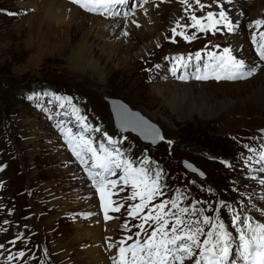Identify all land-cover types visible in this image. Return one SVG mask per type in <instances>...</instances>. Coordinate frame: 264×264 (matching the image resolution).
I'll return each mask as SVG.
<instances>
[{
	"label": "rangeland",
	"instance_id": "1",
	"mask_svg": "<svg viewBox=\"0 0 264 264\" xmlns=\"http://www.w3.org/2000/svg\"><path fill=\"white\" fill-rule=\"evenodd\" d=\"M131 1L133 11L140 8L139 4ZM202 1L206 5L210 3V0ZM34 2L35 0H0V225L6 227L0 234V245H3V248H0V264H94L92 258L88 256L90 262L85 255L86 245L91 239L86 243L79 242L74 222L88 216L85 213L73 215L81 211L80 207L59 210L52 207L57 201H49V196L55 199L59 197L53 193L54 181L62 186L66 198L79 197L81 207L82 205L86 207V196L89 198L92 191L95 192L92 182L87 179V174L68 150L63 136L56 127L58 122H63L73 133L81 131L79 122L71 114L73 105L80 110L79 115L85 117V122L91 126L84 135L93 141L94 147L98 149L102 142L106 147H111L104 139L106 134L118 142L114 147H118L124 157L132 161L134 167L140 166L143 162L153 174L157 168L162 170L160 183L163 185L161 189L163 195L150 202L149 206L162 200H170L174 196L182 197L178 200L181 207H191L193 201H198L197 209L202 207L205 214L211 217L219 216L231 233L234 231L231 226L232 211L251 215L256 221L264 222L262 214L264 210L260 206L257 207L253 184L247 178V172L243 167L245 163H242L243 158L252 155L245 146L259 150L264 144V136L259 131L264 129V126L255 128L253 124L244 121L245 124L239 122L240 124H237L239 126L223 130L224 119H220L233 111L232 108L244 106L247 101L233 93L221 95L220 99L213 102L220 100L229 104L224 106V110L214 119L205 121L206 118L187 114L186 109L170 105L172 93L164 95L157 93V85L167 86L169 83H183L186 80H178L173 75L171 79L154 81L155 76H152L151 72L157 71L154 66L164 62L166 60L164 58L173 53L179 55L201 50L206 43L196 41L186 45L176 39V43L170 41L167 44L168 39L165 37H171V29L176 26L175 21L180 20L182 23L185 14V8L179 0H148L146 3L148 5L144 7L147 11L144 9L140 11L146 22L144 25L138 23L140 27L133 24L138 31L146 27L151 30L156 27L159 30V34L147 38V42L135 41L129 34L126 36L121 34L123 33L120 29L121 24L116 22L120 30V39L130 47L128 54L130 57L128 56V61L122 63L110 61L99 51L98 47L102 43H96L97 52L89 59L97 62L103 69L100 77L95 76L91 66H87L85 72L80 75L72 72L67 61L69 50H66L61 42L49 39L51 33L45 30L41 32L42 19L29 7ZM258 2H261L258 5L263 10L262 14L248 12L243 17L241 26L248 36L249 53L246 57H249V60L255 57L256 50L251 42V32L256 30L249 29L248 25L256 19L264 18V0ZM161 7H163L160 10L161 17H155L148 22L146 15L151 11H158ZM206 9L218 11L215 5ZM226 10L229 11L228 7ZM133 11H130V14ZM115 18L127 19L122 15ZM99 19L114 23L102 16ZM187 22L186 19L185 23ZM230 36L224 39L221 47L233 45L232 35ZM216 38L222 40L221 36L216 35L209 41L211 44L207 42L209 46L215 43ZM144 44L151 48L149 50L155 51L152 53L143 51L141 48ZM254 77L256 76L249 80ZM192 80L191 82L206 84L209 92L220 94L223 90H230L237 85L236 83L218 86L222 82L217 84L214 79ZM255 83L257 84V81L251 82L247 87L252 88ZM30 96L32 99H29ZM57 96L70 97L71 104L58 101ZM106 98L121 100L132 110L138 111L161 129L164 139L151 147L130 132L123 134L117 132ZM248 101L257 107L251 96L248 97ZM23 120L32 122L36 134L28 132L32 135V141L40 143L24 144L27 140L25 134L27 130L23 129L25 125L21 123ZM41 125L42 131L45 132L39 131ZM45 125L57 136L58 142L65 146L77 166L82 169L83 174L79 168H75L82 174V179L84 175L88 180L87 185L81 184L67 171L68 166L63 163L55 142L49 139ZM95 128H99L100 132L92 130ZM235 131L236 134L232 135ZM147 145L149 149L145 150ZM183 160L194 164L205 174L206 179H200L196 174L188 172L182 165ZM118 174L112 178H118ZM247 181L250 191L240 196L234 186L240 183L247 185ZM121 187L124 186L118 184L117 188L112 190L111 198L114 205L120 204L127 194L129 186L125 187L123 193L119 191ZM96 195L98 203L92 200L90 208L93 205L99 206V194ZM222 201L231 205L232 210L230 211L228 207L221 210ZM128 206L129 204L124 205L123 214ZM168 207L170 205H167L166 209ZM54 209L59 212L54 214ZM144 211L146 213L147 208ZM109 215L112 220L106 222V237H110L111 242L115 244L119 239L130 235L133 240L126 241V244L132 243L136 239L135 232L139 231L136 227L138 223H131L133 217L120 215L118 212H110ZM125 224L127 229L124 228ZM150 232L151 229L148 234ZM143 235L142 233L141 238ZM14 239L18 242L9 243ZM100 248L108 262L116 255V247L108 250L105 240L100 243ZM19 251H23L25 256L17 258L16 253ZM9 255L13 259L9 260ZM186 264H191V261H186Z\"/></svg>",
	"mask_w": 264,
	"mask_h": 264
},
{
	"label": "snow or ice",
	"instance_id": "2",
	"mask_svg": "<svg viewBox=\"0 0 264 264\" xmlns=\"http://www.w3.org/2000/svg\"><path fill=\"white\" fill-rule=\"evenodd\" d=\"M138 2L146 12L144 5L148 0H138ZM179 2L185 6L188 22L175 21L176 26L171 29V37H165L172 43L176 42L177 36L185 42H191L197 38V33L213 36L217 33L234 35L240 27L238 17L231 16L226 10V6L232 5L234 0H210L208 5L201 0H191V2L179 0ZM69 3L84 12L102 17L123 15L128 18L130 15L129 11L122 13L118 11V8L128 5V0H69ZM193 5L201 10L215 5L218 11L209 10L204 15L197 16ZM134 14L133 11L131 15ZM132 23L140 27L135 20ZM261 26H264V19H256L248 25L249 29H260ZM189 28L195 31L188 34ZM122 34L128 35L126 31ZM251 42L260 60L264 61V31L251 32ZM209 44H205L203 49L195 53H189L187 57L183 54L166 56L164 59L171 61L172 66L169 71L172 75L178 80H188L190 76L187 70L190 66L194 67V71L190 74L191 78L200 81L208 79L235 81L247 79L256 73V66H251L244 59L238 58L231 45L221 47L220 44H212L209 49ZM193 60L196 62L194 65ZM155 67L158 69L160 65ZM29 99L32 97L30 96ZM56 99L71 104L70 97L57 96ZM79 112L80 110L73 105L71 114L79 122L80 132L73 133L72 129L65 127L63 122H58L56 127L63 136L68 150L87 174V179L92 182L95 192L99 194V208L103 213L104 221L112 219L110 212H119L122 207L120 204L114 205L111 198L112 190L116 189L118 184L124 186L119 189L120 192H123L126 186H131L128 199L135 201L139 198V203L128 206V216L137 217L147 208V214L139 216L140 223L136 225L139 231L135 232L136 239L132 243L126 244V241L133 240L130 235L119 239L115 244L111 242L110 237H105L107 249L111 250L113 247L117 249L116 255L111 258L112 264H186V261H191V264H264V222L254 221L251 215L232 211L231 225L235 228L237 234L235 239L238 241L233 256L232 233L219 216L211 217L205 214L202 207L197 209L198 201H193L191 207H181L178 200L182 197L174 196L170 200H162L149 206L150 202L163 195L161 191L163 185L160 183L162 170L157 168L153 174L143 162L140 166L134 167L132 161L124 157L118 147H114L118 142L106 134L104 139L111 147H106L103 142L99 144L98 149L94 147L93 141L84 135L91 126L85 122V117L79 115ZM120 114L125 123L141 129L145 138L164 139L158 130L136 114L123 109L122 106ZM92 130L100 132L99 128ZM259 131L264 134V129ZM245 147L253 154L248 156V161L259 166L249 167L248 172L264 173V144L259 150ZM117 173H119L118 178L113 179L112 177L117 176ZM249 178L258 179L253 176ZM259 183L264 185V178H260ZM220 203L221 210L223 207L232 210L231 205L223 201ZM167 205L170 207L166 209ZM91 214L85 213L86 216ZM146 224L151 228L150 234L145 228ZM124 228L127 229V224ZM142 233L143 238H141ZM9 243L14 244L15 241ZM0 248H3V245H0ZM24 256L23 251L16 253L17 258ZM8 259L11 260L13 257L9 255Z\"/></svg>",
	"mask_w": 264,
	"mask_h": 264
},
{
	"label": "bare ground",
	"instance_id": "3",
	"mask_svg": "<svg viewBox=\"0 0 264 264\" xmlns=\"http://www.w3.org/2000/svg\"><path fill=\"white\" fill-rule=\"evenodd\" d=\"M133 1L137 5L139 4L138 0H133ZM258 1L260 0H234L232 5L226 6L228 7L229 13L233 17H238V21L240 25L238 31L234 35H232V38L234 41L232 46L234 48L235 54L237 56H241L247 64L251 66H256L257 71L253 75L256 77H254L251 80H249L251 77L247 79L238 80L242 82H236V80L235 81H227V80L216 81L215 80L217 84L222 82V84H219L218 86H222V85L229 86L231 84L234 85L236 83L237 85L231 87L232 89L230 90H223L222 94L213 93V91L212 92L208 91V89L206 88L207 86L206 84L191 82L192 78L190 74L194 71V67L190 66L187 70L190 78L186 80V82L169 83V85L167 86L157 85L158 87L157 93H159L160 95H164L166 93L167 94L172 93L173 95L169 102L170 105H175L177 107L186 109L185 112L187 114L197 115V116H200L201 118L202 117L206 118L205 121L214 119L215 116H217L219 113H221L224 110L223 107L229 104V102L227 103L226 101H220V100L216 102H213V101L218 98L220 99L221 95H225V94L228 95L229 93L230 94L233 93V94H236L237 97L239 96L240 98H243V101H247V103H245L244 106L238 105L237 107L232 108L233 111H230L229 113H226V115L220 117V119H224L223 124H222V129L225 130V128L226 129L232 128L240 123L245 124V122L253 124L255 128L264 126V61L260 60L256 52H255L254 58H251L249 60V57H246V54L249 53L248 36L246 35L245 29L241 28V26L243 25L242 24L243 17L248 12H254L255 14H259V15L262 14L263 10H261L260 6L258 5L261 2H258ZM189 2H191V0H189ZM201 2L203 3L202 0ZM131 3L132 1L128 0V5L122 8H118V11H120L121 13L123 11H129V12L133 11V9L131 8L132 7ZM147 5L148 4H145L144 7ZM29 7L33 9V12L35 13V15H39L42 19L41 32L43 33V31L45 30L48 33H51V36H48L49 39H51L52 41L54 40L55 42H61L65 46L66 50H69L67 61L70 64V69L72 70V72L78 73L79 75L85 72L87 66L88 67L91 66L93 68V70L95 71V76L100 77V75H102L103 69L100 67V65L94 60L91 59L93 61L92 62L89 59L93 57V54H95V52H97L95 45L96 43H99V42L102 43V45L98 47L99 51H101L102 54H105L110 61H118L119 63H122L126 60L128 61L129 59L128 56L130 57V55H128L130 51V47L125 45L123 40L120 39V36H119L120 30L116 22L121 24L120 26L121 31L123 32L126 31L132 37L133 40L135 41L138 40V41H141L142 43L147 42L146 40L147 38H151L159 32V30L156 27H154L153 30H151L149 27H146L145 29H142L140 31L135 29L132 23L133 20H135L137 23H141L142 25H144V23L146 22L145 18H143V13L140 12L142 10L141 7L134 11L135 13L134 15L130 14L129 19L127 18V19L121 20L120 18H115V17H112V18L104 17L108 20L114 21V23L110 21L104 22L100 20L99 19L100 16H97V15L90 16L87 14V12H84L82 9H79L77 6L72 5L69 2H66L63 0H35V2L30 4ZM163 7H166V6H163ZM163 7H161L158 11L149 12L146 15L148 16V19H149L148 22H150L155 17H161L160 14L162 13V11L160 10H162ZM193 9L197 16L204 15L207 11H209L206 8L201 10L195 5H193ZM35 15L33 16L34 18H35ZM186 19H187V16L184 14L182 23H185ZM252 30H256L257 32L263 31L264 26H261L260 29L252 28ZM187 31H188V34H191L195 30L189 28ZM216 35L221 36L222 40H220L219 38H216L214 44H220V45L224 43V39L227 36H230L228 34L221 35L220 33H217ZM213 38L214 36L211 34L205 35L203 33H197V38L192 40L191 42H185L179 36L175 37V40L178 39L180 41H183L186 45L196 42V41L198 43L203 41V42H206L205 44H208L207 42L211 41ZM129 40L131 41V38ZM170 41L171 40L168 39L167 44H169ZM148 44L150 43L148 42ZM141 49L143 51H149V53H152L155 51V50H149L151 48L146 44H144ZM157 49H159V47ZM209 49H211V46H209ZM123 52H124V55H123ZM190 53H195V52H190ZM173 54L171 56H174ZM180 54H183L185 57H187L189 52H184ZM171 56L169 55L168 57H171ZM202 56H203V52H202ZM192 63L194 65L196 63L195 60H193ZM158 65H160V68H158L156 72L151 71L152 76H155L154 81H158L163 78H165L166 80L171 79V77L173 76L171 71H169V69L172 66L171 61L165 60L164 62ZM147 76L149 75L147 74ZM256 81H257V84L255 83L254 87L252 86H251L252 88L247 87L248 84H250L251 82H256ZM208 85L217 86L216 84H208ZM239 88H244V89H239ZM249 96H251L252 99L255 101L257 107L254 105V103H251L248 101ZM246 117L250 119L246 120L245 119ZM21 123L25 124L23 125L24 131L27 130L25 132L27 140L25 141L24 144L25 145L27 144L35 145V144L40 143V141H37V142L32 141V135L28 132V131H31L35 133V129H33L32 122L23 120ZM46 126L47 125H45V128H47L46 131L48 132L50 136L49 139L55 142L54 143L56 144L55 147L58 149L59 154H61L63 163L68 166L67 171L71 173V176L73 178H76L77 181H80L81 184L84 183L85 185H87L89 182L85 178L84 175H83L84 178L82 179V174H83L82 169L77 166L75 161L72 159L73 157L69 155L65 146L61 144L60 142H58L57 136L51 133V129ZM42 127L43 126L41 125L40 126L41 130L39 131L45 132V131H42ZM234 134H236V131L232 135ZM247 158L248 157L242 159V163L244 162L246 164V165L244 164L243 167L245 168L247 172L248 180L253 184V191L256 193L255 195L256 203L263 204V205L257 204V207L260 206V208L264 210V185H261L259 183V179L264 178V173H257V172L249 173L248 172L249 167H259V166L253 165L252 162L248 161ZM76 167L81 170L82 174L78 170H75ZM250 176L258 177V179H250L249 178ZM53 186L55 187V190L53 193L58 194L59 197L58 199H55L53 196H49V201L51 202H53V200L57 201L55 202V205H53L52 207L59 209V210L61 208L72 209L74 207H80L81 211L73 214L74 216L84 215V213H87V212L92 213L91 215H87L88 217L86 219H82L80 221L76 219L74 221L75 227H77V230H78L77 238H79L80 240L79 242L86 243L87 241L91 239V242L87 244L85 248L86 258L91 262V259H90L91 257L92 260L94 261V264H112V260L108 262L106 260L105 254L101 252V248H100V243H102L105 240V237L107 236V231H106L107 224L103 219V213L100 211V208L97 205H93L90 208L92 200L93 202L98 203L97 200L95 199L96 198L95 196H97L96 192L92 191V196H90L89 198L86 196V207H83V205L81 207L79 204H82V202L80 201L79 197H75L76 198L75 199L73 197L67 196L66 198L64 194L65 191L60 184L54 181ZM234 187L239 191L240 196H243L246 192L250 191L249 182L247 185L240 183L238 186H234ZM131 190H132L131 186H129L127 189V194L125 198L121 200L120 202V205H122L121 211L118 212L120 215H128L127 210L125 214H123L122 212L125 204L134 205L138 203L139 198H137L135 201L128 199V196H130L131 194ZM30 192H31V189H30ZM253 201H254V197H253ZM56 209L53 210L54 214L59 212ZM60 212H63V211H60ZM145 214H147V211L146 213L144 211L138 214L137 217H133L131 220V223L139 224L140 223L139 216H143ZM263 218H264V215H263ZM253 220L256 221L254 217H253ZM260 222L262 221L260 220ZM5 228L6 227L0 225V234L3 233L2 231H4L3 229ZM145 228L148 229V231L151 229L149 228V225L147 224L145 225ZM233 229L234 231L232 232V235L234 237V244H233L232 255L235 256V248H236V244L238 243V241L235 239L237 236L235 232V228L233 227ZM14 241L18 242L17 239H14Z\"/></svg>",
	"mask_w": 264,
	"mask_h": 264
},
{
	"label": "water",
	"instance_id": "4",
	"mask_svg": "<svg viewBox=\"0 0 264 264\" xmlns=\"http://www.w3.org/2000/svg\"><path fill=\"white\" fill-rule=\"evenodd\" d=\"M106 101L109 104V110L111 112V116L113 119L115 129L118 132H120V133L131 132L132 134L136 135L142 142L151 144V146H156L159 142H161V139L153 140L151 138H145V135L142 133L141 129L134 127L130 123H125L124 120L121 118V114H120L121 113V106L123 107V109H127V111L129 113L136 114L139 118H142L144 121L147 122L148 125L152 126L156 130H158L159 134L161 136H163L161 129L157 125L150 122L146 117L142 116V114H140L138 111L132 110L126 103H124L121 100L107 99L106 98ZM263 136H264V134H263ZM148 148L149 147L147 146L146 150ZM182 165L184 166V168L187 171L197 174L202 179L206 178V176L204 174L201 175V173H203L202 171L197 169L193 164L189 163L188 161L183 160Z\"/></svg>",
	"mask_w": 264,
	"mask_h": 264
},
{
	"label": "trees",
	"instance_id": "5",
	"mask_svg": "<svg viewBox=\"0 0 264 264\" xmlns=\"http://www.w3.org/2000/svg\"><path fill=\"white\" fill-rule=\"evenodd\" d=\"M210 150V149H209Z\"/></svg>",
	"mask_w": 264,
	"mask_h": 264
}]
</instances>
